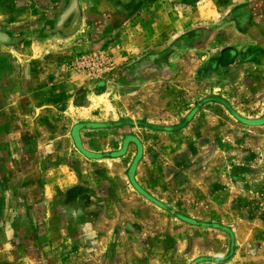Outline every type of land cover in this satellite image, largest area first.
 I'll return each instance as SVG.
<instances>
[{
  "label": "rangeland",
  "instance_id": "1",
  "mask_svg": "<svg viewBox=\"0 0 264 264\" xmlns=\"http://www.w3.org/2000/svg\"><path fill=\"white\" fill-rule=\"evenodd\" d=\"M8 52L16 67L31 60ZM79 56L63 62L79 71ZM106 68L86 77L83 107L56 109L57 164L90 183L105 212L89 256L77 246L63 264H264V71L249 89L155 73L124 87ZM76 114L90 128L65 122Z\"/></svg>",
  "mask_w": 264,
  "mask_h": 264
},
{
  "label": "crops",
  "instance_id": "2",
  "mask_svg": "<svg viewBox=\"0 0 264 264\" xmlns=\"http://www.w3.org/2000/svg\"><path fill=\"white\" fill-rule=\"evenodd\" d=\"M236 16L241 28L260 31L243 32V43L264 49V0H0V33L11 42L0 44V264H63L77 246L87 255L105 219L90 183L57 164L61 156L52 146L56 109L72 98L83 107L92 88L88 74L63 61L102 48L136 84L149 73L171 80L196 74L223 84V76L203 67L224 43H234L224 22ZM192 33L198 39L190 43ZM10 49L28 53V65L16 67ZM44 55L55 63L34 60ZM254 71L229 76L235 89H249ZM116 81L130 86L127 76ZM74 118L65 122L90 128V117Z\"/></svg>",
  "mask_w": 264,
  "mask_h": 264
},
{
  "label": "flooded vegetation",
  "instance_id": "3",
  "mask_svg": "<svg viewBox=\"0 0 264 264\" xmlns=\"http://www.w3.org/2000/svg\"><path fill=\"white\" fill-rule=\"evenodd\" d=\"M251 13L253 15V12ZM227 23L228 24L224 22V24L227 25L224 30L230 29L232 33H235V36L233 37V39H235L234 43H224L217 55L213 56L207 65L203 67V73H216L215 75H217V77L223 76L221 79L224 81L225 76L229 77L233 75L235 77H239L241 74L253 72L256 68L264 71V49L259 46H253L252 42L247 44L242 41L243 37H246V35L243 34L248 33L247 35L249 36H258L260 31L255 29V26H251L249 30L241 28V24L243 23L241 16H236L233 23L230 21H227ZM196 34H198V32ZM196 34L192 33V35L188 37L190 43L196 42L198 39ZM117 69L118 68H116V71L112 75L113 78L116 80L119 78L120 80L126 78L127 76L130 85L135 82V78L130 75L129 72L126 73V71L123 70L124 68L119 70ZM121 73H124L123 77H121Z\"/></svg>",
  "mask_w": 264,
  "mask_h": 264
},
{
  "label": "built area",
  "instance_id": "4",
  "mask_svg": "<svg viewBox=\"0 0 264 264\" xmlns=\"http://www.w3.org/2000/svg\"><path fill=\"white\" fill-rule=\"evenodd\" d=\"M111 62L105 57H98L96 55H87L80 57L77 63V69L84 72L92 77H97V75L103 74L109 71V66Z\"/></svg>",
  "mask_w": 264,
  "mask_h": 264
},
{
  "label": "water",
  "instance_id": "5",
  "mask_svg": "<svg viewBox=\"0 0 264 264\" xmlns=\"http://www.w3.org/2000/svg\"><path fill=\"white\" fill-rule=\"evenodd\" d=\"M9 43H11L9 36L6 34L0 33V44H9ZM78 129H80V128H78ZM78 129H76V130H78Z\"/></svg>",
  "mask_w": 264,
  "mask_h": 264
}]
</instances>
